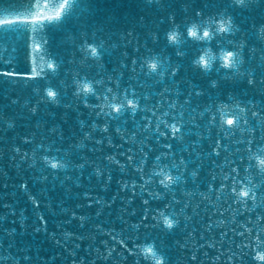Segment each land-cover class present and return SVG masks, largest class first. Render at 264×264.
<instances>
[{"label": "water", "instance_id": "1", "mask_svg": "<svg viewBox=\"0 0 264 264\" xmlns=\"http://www.w3.org/2000/svg\"><path fill=\"white\" fill-rule=\"evenodd\" d=\"M262 81L264 0H0V264H264Z\"/></svg>", "mask_w": 264, "mask_h": 264}, {"label": "snow or ice", "instance_id": "2", "mask_svg": "<svg viewBox=\"0 0 264 264\" xmlns=\"http://www.w3.org/2000/svg\"><path fill=\"white\" fill-rule=\"evenodd\" d=\"M149 2H151V0H149ZM232 3H233V5H235V4H241V5H243V4L246 3V0H232ZM62 7H63V6H62ZM59 15H60V13L57 12V16H59ZM196 15L199 16L200 13L197 12ZM219 30H220L221 32L226 31V29L224 28L223 24L221 25V27H220ZM188 34H189L190 36H192V37H197V32H196L194 29H190L189 32H188ZM205 38H210V36H209V32H208V31H204L202 36L197 37V39H200V40H203V39H205ZM169 40H170V41H175V40H176V35H175V33H173V34H171V35L169 36ZM241 47H242V45H241ZM91 52H92V55H93V56H96V55H97V49H96L95 47H92ZM176 54H177V55H180L181 53H180L179 51H177ZM233 55H234V54H233L232 52H227V53L224 55V57H223V59L225 60V64L223 65L224 67H226V68L231 67V63H230V61H231V58L233 57ZM197 63H198V64H202L205 68H207V62L203 59V57H201V59H200L199 61H197ZM49 67L54 68L55 65L50 64ZM151 68H152V69H155V68H156V65H151ZM174 74H175V73H173V75H174ZM14 75L20 76L21 74H19V73H14ZM262 82H264V81H262ZM248 84H249V86H252V85H253V81H252V80H249V81H248ZM212 86H213V87H216V86H217V82L213 81V82H212ZM117 88H119V84H117ZM107 91H108V92H111L112 89H111V88H108ZM49 93H53V90H52V89H49ZM126 93H127V90H126ZM54 94H55V96H54V99H55L57 93L54 91ZM196 94L199 95L200 93L197 92ZM133 95H134V94H133ZM105 98H106V97H105ZM126 98H127V94H126ZM129 102H131V107L129 106ZM127 104H128V106L131 108L132 113L135 114V111H136V107H137V105L133 102V99H128V100H127ZM114 107L116 108L115 111H116L117 113H121V106H120V105H113V108H114ZM30 111H31L33 114H35V112H36V108H32ZM107 115H108V116H111V113H108ZM113 118H116V117H113ZM227 123H228L229 125L232 124L229 120L227 121ZM173 131H174V132H175V131H179V129H177V128H175V126H173ZM260 163H261V164H264V160H262ZM52 167L55 168L56 165L53 164ZM192 175L194 176L195 173H193ZM247 195H248V192H245V195H244V196H247ZM165 223H170V221H165ZM146 251L151 252L152 249H151V248H148ZM256 258H258L259 260H264V255H262V256H257Z\"/></svg>", "mask_w": 264, "mask_h": 264}, {"label": "clouds", "instance_id": "3", "mask_svg": "<svg viewBox=\"0 0 264 264\" xmlns=\"http://www.w3.org/2000/svg\"><path fill=\"white\" fill-rule=\"evenodd\" d=\"M151 65H156V64L153 63V64H151ZM153 70H155V69H153ZM84 91H85V92H90V91H92L91 86L88 85V84L84 85ZM46 94H47V96H48L49 98L54 99V96H55L54 91H53V93H49V90H47ZM129 106L131 107V102H129ZM115 110H116V108L114 107V111H115ZM229 121H230L231 123H233V120L229 119ZM166 179L171 180V177H166ZM242 195H245V192H242ZM165 221H170V223H165L166 226H167L169 229H171V228L174 226V224H173V222H172L171 220H169V219L166 218ZM262 255H264V254H258V256H262ZM254 258H256V257H254ZM261 261H264V260H261ZM157 264H163V257H161V258L157 261Z\"/></svg>", "mask_w": 264, "mask_h": 264}]
</instances>
